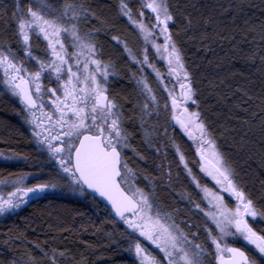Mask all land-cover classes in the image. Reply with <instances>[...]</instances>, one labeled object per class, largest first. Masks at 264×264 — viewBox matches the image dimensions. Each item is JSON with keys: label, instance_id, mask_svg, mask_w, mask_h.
<instances>
[{"label": "snow or ice", "instance_id": "6c2138e0", "mask_svg": "<svg viewBox=\"0 0 264 264\" xmlns=\"http://www.w3.org/2000/svg\"><path fill=\"white\" fill-rule=\"evenodd\" d=\"M253 6L250 0L227 7L220 3L198 5L193 0L183 4L118 0L117 18H126L145 45L143 59H139L126 41L112 36L128 60L138 66V72L129 76L137 93L133 98L113 94L111 84L112 78L119 76L117 66L112 60H104L97 39L99 33H107L112 22L89 0H0V84L23 106V123L51 165L46 176H37L36 183H28L32 174L24 173L0 181L11 185L6 195H0V216L12 214L49 192H69L94 208L105 202L109 222L125 226L121 233L128 242L124 250L135 257L136 264H264V180L257 193L243 186L218 150L201 112L189 110V104L200 107L198 92L178 45L181 33L191 40L198 32L206 41L212 33L220 35L218 29L224 19L235 26L242 16V42L255 45L246 54L247 61L264 75V19H250L246 10ZM255 7L264 15V0ZM160 38L163 42L157 43ZM148 44L167 61L168 75L179 84L178 94L149 60ZM145 65L155 73L166 96H158L152 88L144 74ZM236 91L246 98L245 104L253 99L247 88ZM49 107L51 110L46 111ZM257 107L260 111L244 122L248 126L244 135L258 137L264 152V97ZM173 126H179L193 141L200 158L199 171L217 188L214 191L201 183L180 146L170 138L177 167L183 166L186 178L194 185L192 191L176 195L203 213V225L178 222L180 210L160 200L157 188L171 187L174 181L171 165L166 170L164 162H154L155 174L130 163V159L144 162L147 167V155L133 144L137 132L141 143L159 154L161 148L155 138H169V127ZM0 157L27 160L18 153H0ZM192 192L206 202L207 210ZM65 252L35 243L25 250L26 259L13 257L0 260V264H70Z\"/></svg>", "mask_w": 264, "mask_h": 264}, {"label": "trees", "instance_id": "16d2710c", "mask_svg": "<svg viewBox=\"0 0 264 264\" xmlns=\"http://www.w3.org/2000/svg\"><path fill=\"white\" fill-rule=\"evenodd\" d=\"M2 2L10 3L11 0ZM169 2L183 4L187 0ZM193 2L198 5L220 3L227 7L231 3H239L240 0H193ZM250 2L254 5L246 10L250 19L254 22H258L257 18L264 19L260 9L255 7L260 0ZM89 3L112 22L107 33H99L97 39L104 60H112L117 66L119 76L112 78L113 94L135 98L137 96L135 85L129 81V76L131 72H138V66L128 60L122 46L112 40V36H119L126 41L133 55L137 57L142 49L139 36L126 18H117L118 0H89ZM130 3L135 4L136 0H130ZM243 27L242 16L237 18L235 26L224 19V24L218 29L219 36L212 33L208 40L202 41L197 32L196 38L189 40L181 33L178 45L183 53L185 67L192 75L198 92L200 107L194 105L195 111L201 112L218 150L238 174L237 180L253 193H257L261 187L260 181L264 180V152L261 151L258 137L244 135L248 129L244 122L251 121L253 113L260 111L257 106L264 97V75L258 71L256 65L247 61L246 54L250 53L255 45L242 42ZM232 36L236 39L230 40ZM132 40L139 44L137 49L133 47ZM144 74L151 83L149 73L144 71ZM244 88H247L253 97L247 104L243 102L246 98L241 97L236 91ZM3 89L4 86L0 84V153L9 156L18 153L21 157L27 156V160L0 162V181L5 178L14 179L16 174L21 173L41 177L39 168L46 166L44 153L38 150L28 127L23 123L22 106ZM256 122H259V116L256 117ZM168 136L169 138L161 139V150L167 153L165 158L164 153L160 155L152 149H147L141 143L140 133L137 132L133 144L147 155V167L144 162L135 163L130 159V163L133 167L144 169L146 173L155 174L158 173L154 162H164L166 170L171 165L174 181L171 187L165 185L157 188L160 200L165 206H173L180 210L178 222L188 220L192 224L203 225L204 219L200 213L176 195L177 192L192 191L194 186L190 179L186 178L182 165L177 167L178 159L174 148L170 146L172 142L170 138H174V142L180 146L189 167L197 174L201 183L208 186L198 171L199 160L194 145L174 127H169ZM129 156L131 157V153ZM36 167H39V170ZM177 173L178 179L175 178ZM34 179L37 180V177ZM141 186L143 187V184ZM192 196L202 207L204 206L195 192H192ZM194 212L197 214L193 215ZM109 221L110 218L104 211L102 203L100 208H94L83 197L48 194L38 200H31L15 213L0 218V260L7 261L13 257L24 260L25 250L31 249L32 244L39 243L46 248L66 250L65 255L69 258L70 264H76L77 261H82L83 264H136L135 257L124 250L128 243L121 236V233L125 232V226L119 222L114 224ZM108 233H111V237ZM17 234H22L20 239L15 238Z\"/></svg>", "mask_w": 264, "mask_h": 264}, {"label": "rangeland", "instance_id": "374dc122", "mask_svg": "<svg viewBox=\"0 0 264 264\" xmlns=\"http://www.w3.org/2000/svg\"><path fill=\"white\" fill-rule=\"evenodd\" d=\"M147 15H150V13H146V16ZM130 24V23H129ZM130 26L136 31V33L138 34V36H139V39H140V44H142V49L140 50V52H139V55H138V57H139V59H143V49H144V47H145V45H144V41H143V39L140 37V35H139V33H138V31L130 24ZM132 42V44H133V47H135V49H137L138 48V46H139V44L137 43V42H135L134 40H132L131 41ZM157 43H162L163 42V40H162V38H160L159 40H157L156 41ZM147 48H148V57H149V60L151 61V63L152 64H155V66L157 67V69H159V71L161 72V74H162V79L165 81V83H167L168 84V86H169V88H171V87H173V86H175V89H176V92H177V94L179 93V91H180V88H179V84H178V82H177V80L174 78V77H170L169 75H168V73H167V61L166 60H162V59H160L159 58V56H158V54L156 53V50L151 46V44H148L147 46H146ZM145 67V71H147L148 73H149V75H150V77H151V83H150V85L152 86V88L154 89V90H156V92H157V95L158 96H160V97H162V96H166V93H163L162 92V86H160L159 85V82L156 80V78H155V73H153L152 72V69L151 68H149V67H147L146 65L144 66ZM46 99V103H47V98H45ZM18 101V100H17ZM19 102V101H18ZM161 102L163 103V99H161ZM20 104V103H19ZM21 105V104H20ZM22 106V105H21ZM23 107V106H22ZM188 107H189V110L190 111H195V107H194V105H191V104H189L188 105ZM51 109H50V107L49 108H46V111H50ZM162 120L164 119L163 117L161 118ZM174 123V122H173ZM26 125V124H25ZM27 127H28V125H26ZM175 129H177V130H179V131H181L182 132V134L185 136V137H187L185 134H184V132L179 128V126H173ZM29 129V128H28ZM29 132H30V130H29ZM30 134H31V132H30ZM188 138V137H187ZM161 137H158L157 138V140H156V142H157V144L160 146V148L162 149V142H161ZM191 141V143L194 145V143H193V141L192 140H190ZM36 145V144H35ZM37 146V145H36ZM38 148V147H37ZM194 148H195V145H194ZM163 151L161 150L160 151V155H163ZM195 154H196V148H195ZM176 156V155H175ZM196 156H197V159L199 160L200 158H199V156L196 154ZM177 159H178V157H176ZM44 163L46 164V166H40V168L39 167H36L37 169L39 168V169H41V168H43L44 169V171L43 172H41V177L42 176H46V174H47V172H48V170H49V168H51V165L50 164H48L47 162H46V154H44ZM14 160H16V159H13V160H4L2 157H0V162H10V161H14ZM183 167V166H182ZM38 169V170H39ZM198 171H199V169H198ZM199 173H200V175H201V177L207 182V184H208V186L207 187H209V188H211L212 190H217V188H216V186H215V183H214V181H212L211 180V178L210 177H208V176H206L204 173H201L200 171H199ZM34 177L36 178L37 176H33V175H30L29 176V180L27 181L28 183H36L37 182V180H35L34 179ZM15 179V178H14ZM194 186V185H193ZM11 189V185H5V184H2V183H0V195H6L7 194V192L9 191ZM48 194H71V195H73V196H77V197H80V196H78V195H76V194H72V193H69V192H61V191H55V192H49V193H47L46 195H48ZM224 196H225V199H226V201H228V197H227V194L225 193L224 194ZM203 202V204H204V208H205V210H207V205H206V202L205 201H202ZM23 206H25V205H23ZM22 206V207H23ZM21 207V208H22ZM20 208V209H21ZM197 212H198V210H196ZM15 213V212H14ZM13 214V213H12ZM200 215L203 217V213H200ZM2 217H4V216H0V218H2ZM203 219H205L204 217H203ZM182 221H184V220H182ZM181 222V221H180ZM203 237V232L201 231V238ZM150 251H152V249L150 248Z\"/></svg>", "mask_w": 264, "mask_h": 264}, {"label": "water", "instance_id": "95a60500", "mask_svg": "<svg viewBox=\"0 0 264 264\" xmlns=\"http://www.w3.org/2000/svg\"><path fill=\"white\" fill-rule=\"evenodd\" d=\"M101 203H102L103 205L105 204V202H103V201H102ZM108 207H110V206H108Z\"/></svg>", "mask_w": 264, "mask_h": 264}]
</instances>
